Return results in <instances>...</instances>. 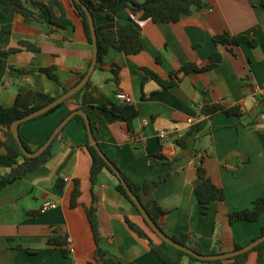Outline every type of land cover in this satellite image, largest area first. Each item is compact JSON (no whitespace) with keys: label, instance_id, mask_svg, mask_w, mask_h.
Listing matches in <instances>:
<instances>
[{"label":"crops","instance_id":"1","mask_svg":"<svg viewBox=\"0 0 264 264\" xmlns=\"http://www.w3.org/2000/svg\"><path fill=\"white\" fill-rule=\"evenodd\" d=\"M60 1L71 20L66 28L45 32L39 22L43 15L31 3L26 6L38 21L17 12L0 18V26L9 31L4 37L6 49L20 40L39 48L3 55L0 105L14 104L19 85L57 97L63 93L62 87L74 86L87 71L92 45L70 0ZM202 4L177 22H142L140 53L126 55L110 48L74 99L48 114L20 123L18 133L35 147L79 106L91 121L100 123L95 136L102 151L117 158L118 166L131 179L151 181L170 167L153 193L165 211L160 225L167 235L185 232L199 241L204 253L212 248L227 252L235 243L244 245L258 236L264 225V215L255 222L231 224L227 217L232 211L250 207L252 200L264 194V7L261 0H204ZM2 7L0 2V10ZM115 20L121 24L128 22V10H119ZM106 22L95 20L96 25ZM225 32L245 35L253 44L213 42L214 35ZM212 53L221 55L217 65L188 73L166 89L143 70L148 68L166 78L184 63L207 64ZM10 66L32 72L20 73ZM50 66L55 67L61 85L38 70ZM117 92L127 94L131 98L128 103L137 110L131 133L118 117L100 108L121 103ZM204 99L210 104L237 106L241 115L215 113L203 129L178 146L176 140L202 118L199 108ZM64 126L65 141L53 143L49 160L0 190V264L93 261L95 243L84 208L92 200L91 157L83 145L86 131L73 117ZM160 130L165 131L164 138L158 136ZM3 151L0 143V153ZM201 159L207 174L225 195L224 200L211 201L205 207L194 194L199 182L196 167ZM8 170L0 168V177ZM75 179L79 181L80 204L70 207ZM115 183V178L103 170L93 188L102 248L121 264H163L146 241L125 223L123 214L143 225L140 214L114 189ZM46 200H54L56 206L41 212ZM49 238L58 243L48 244ZM66 238L71 239L69 244ZM62 249L69 254L64 255ZM262 254L264 264V249ZM244 264H256V253H251Z\"/></svg>","mask_w":264,"mask_h":264},{"label":"trees","instance_id":"2","mask_svg":"<svg viewBox=\"0 0 264 264\" xmlns=\"http://www.w3.org/2000/svg\"><path fill=\"white\" fill-rule=\"evenodd\" d=\"M80 1L81 4L84 5L91 13L94 21L96 19H104L107 21L102 25L95 24L98 45L97 62H100L102 56L110 48L117 49L126 55H134L140 53L143 50V45L140 41L139 33V27L142 22H177L185 16L189 15L195 7L201 6L204 0H143L142 2H138L137 0ZM0 2L3 4L2 9L0 10V18H5L10 13L17 12L31 20L38 21L34 12L26 6V4L31 3L35 5L43 15L42 20H39V22H41V24L43 25L45 32L51 31V28L56 30L66 28L67 26L71 25V20L66 15L65 9L60 0H0ZM70 2L74 11L82 20L84 33L86 35L88 43L92 45L91 35L84 8L75 0H70ZM261 5L264 7V0H261ZM121 9H127L129 12V21L125 24H121L115 20V15ZM8 32V29L0 26V68L2 67L4 62L3 55L7 52L15 53L22 49L32 51L39 50V48L35 44L27 40H20L18 41L16 46L6 49L4 46V37L6 34H8ZM212 40L214 43L220 45H239L244 42L250 45L253 44V41L249 40L245 35H230L226 32L214 35ZM220 60L221 55L219 53H212L209 56V61L207 64L200 66L192 62L184 63L179 68L172 70L166 78L161 77L148 68H143V70L147 77L152 78L158 85L166 89L178 84L184 75L191 72L206 71L217 65ZM156 61L160 62L158 58L156 59ZM10 69H15L20 73L32 72V70L15 68L13 66H10ZM38 70L44 73L50 79L54 80L57 84L61 85L56 74L54 73V66L42 67ZM83 75L84 74H82V76ZM66 90L67 88L62 87L63 92ZM74 95L62 101L60 104H58L48 112H45L44 114H41L34 118L43 116L56 110L57 108L66 104L68 101L74 99ZM55 98L56 96H53L49 93L36 91L26 86L19 85L15 95L14 104L10 107L0 105V143L4 147V151L0 153V168L9 169L0 177V190L9 183L24 177L27 173L39 169L51 157V148L53 143L56 141H65V126H63V128L56 134L51 143L42 153L35 157H27L24 155L21 147L19 146L10 130V125L15 119L23 117L45 106ZM79 108V106H76L73 110ZM100 108L110 112L114 116L118 117L122 122H124L125 127L129 133L133 131L132 123L137 116V110L132 104L126 102H121L119 104L112 103L109 106L101 105ZM218 112H222L227 116L241 115L239 107L237 106H225L219 102L210 104L206 99H204L199 108V115L202 118L198 122L192 124L186 130V132L176 140L177 145L183 146L186 138L189 135L197 133L198 131L203 129L207 125L208 119ZM73 119L77 120L86 131V141L83 145L85 146L91 157L89 181L92 200L89 206H84L86 217L95 243L93 261L90 264H121L116 259L108 256L106 251L101 246V239L98 230V220L94 204L95 197L93 194V188L98 181L100 173L103 170L108 171L115 178L116 183L114 185V189L119 192L124 198H126L138 213L139 211L128 195L126 188L113 172L107 160L101 157L96 149L89 143L84 118L81 115L76 114L73 116ZM90 126L95 136V131L100 127V123L98 121L90 120ZM53 129L47 134L45 139L50 136ZM21 141L26 150L34 151L45 140L35 147L30 146L22 139ZM106 158L115 168L119 170L121 177L124 179L128 187V190L138 198L139 202L142 204L152 221L163 231L160 225V220L165 214V211L160 207L153 193L155 188L166 178V175L170 171V167L168 166L167 171L164 175H161L154 180L138 182L131 179L124 171H122V169L118 166L117 158H110L107 155ZM196 175L199 179V182L194 188V194L197 201L202 205V207H205L211 201L224 200L225 195L223 189L219 185L215 184L211 177L207 174V171L203 166L202 159L196 167ZM61 183V181L58 182V185L60 187ZM80 194L81 191L79 187V181L75 179L70 194V207H75L80 204ZM262 215H264V194L252 200L250 207L232 211L227 214V217L229 223L231 224L236 221L255 222L258 221ZM123 218L131 231H133L139 238L146 241L150 248V251L163 264H244L247 261L249 255L253 252L256 253V264H261L263 261L262 251L264 249V241L253 247L251 250L228 259L200 260L162 241L151 230L142 216L141 218L143 225L132 222L128 218L127 214H123ZM263 234L264 225L261 226L258 236ZM168 236L172 240L188 247L198 254L222 253L215 248H212L208 253H204L199 241L195 238H191L185 232H180L178 234ZM258 236L251 237L250 241L254 240ZM47 243L56 244L58 243V240L49 238L47 240ZM242 246L243 244L235 243L232 250L238 249ZM62 253L64 255L69 254V252L65 249H62Z\"/></svg>","mask_w":264,"mask_h":264},{"label":"water","instance_id":"3","mask_svg":"<svg viewBox=\"0 0 264 264\" xmlns=\"http://www.w3.org/2000/svg\"><path fill=\"white\" fill-rule=\"evenodd\" d=\"M78 4H81L80 0H75ZM82 5V4H81ZM202 6H206L205 4H202ZM202 6H198L197 9H200ZM82 7L84 8V11L86 13V18H87V22H88V27H89V31H90V35H91V44H92V58L90 61V64L88 66L87 71L85 72V74L81 77V79L72 87L68 88L66 91H64L62 94H60L59 96H57L53 101H51L50 103L46 104L45 106L23 116L20 118L15 119L11 125H10V130L12 135L14 136V138L16 139V141L18 142L19 146L21 147L23 153L25 156L27 157H35L37 155H39L40 153H42L47 146L51 143V141L53 140V138L56 136V134L63 128V126L76 114L81 115L84 118L85 121V127L87 130V136H88V141L89 143L96 149V151L98 152V154L105 158L108 162V164L110 165V167L112 168L113 172L115 173V175L117 176V178L121 181V183L123 184V186L126 188L128 195L130 196L131 200L133 201L134 205L137 207L139 213L141 214V216L144 218L145 222L147 223V225L151 228V230L164 242L170 244L171 246L182 250L184 252H186L187 254H190L192 256H194L197 259L200 260H222V259H228L231 257H234L236 255L242 254L244 252H247L249 250H251L253 247L257 246L259 243L264 241V234L260 235L258 237H256L254 240H251L249 242H247L246 244H244L242 247L235 249V250H231V251H227V252H222V253H217V254H198L195 251L189 249L186 246H183L179 243H177L176 241L172 240L164 231H162L153 221L152 219L149 217L148 213L146 212V210L144 209V207L142 206V204L139 202L138 198L128 190V187L124 181V179L121 177L120 172L117 168H115L106 158V155L104 154V152L102 151V149L100 148L96 137L94 136V133L92 132L91 126H90V119L88 117V114L82 109H75L72 112H70L52 131V133L50 134V136L45 139V141L34 151H28L24 148L21 138L19 136L18 133V128H19V124L22 122H25L29 119H32L36 116H39L41 114H44L45 112H48L49 110H51L52 108H54L55 106H57L58 104H60L62 101L70 98L72 95H74L75 93H77L79 90L82 89V87L88 82L91 73L94 71L96 64H97V57H98V45H97V35H96V30H95V21L93 16L91 15V13L88 11V9L82 5Z\"/></svg>","mask_w":264,"mask_h":264},{"label":"built area","instance_id":"4","mask_svg":"<svg viewBox=\"0 0 264 264\" xmlns=\"http://www.w3.org/2000/svg\"><path fill=\"white\" fill-rule=\"evenodd\" d=\"M116 98L119 99L122 102H130L131 98L127 95L124 94L122 92H117L116 93ZM158 136L160 138H164L165 137V131L164 130H160L158 133ZM56 206V202L54 200H46L45 202H43V204L41 205L40 211L44 212L47 210H50L52 208H54ZM71 242L70 238H66V243L69 244Z\"/></svg>","mask_w":264,"mask_h":264}]
</instances>
